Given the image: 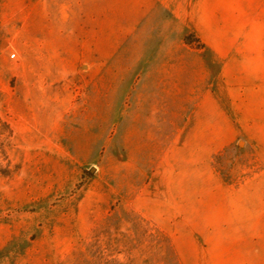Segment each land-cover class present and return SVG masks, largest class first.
Returning <instances> with one entry per match:
<instances>
[{
  "label": "rangeland",
  "instance_id": "374dc122",
  "mask_svg": "<svg viewBox=\"0 0 264 264\" xmlns=\"http://www.w3.org/2000/svg\"><path fill=\"white\" fill-rule=\"evenodd\" d=\"M104 43L88 0H0V264H264V114H197L174 147L191 114L138 108Z\"/></svg>",
  "mask_w": 264,
  "mask_h": 264
},
{
  "label": "crops",
  "instance_id": "0c3cea01",
  "mask_svg": "<svg viewBox=\"0 0 264 264\" xmlns=\"http://www.w3.org/2000/svg\"><path fill=\"white\" fill-rule=\"evenodd\" d=\"M88 19L96 53L102 37L106 51L115 44L122 55H136L138 108L191 114L174 147L197 114H220L221 124L225 114L238 115L239 133L251 129L253 114H264V0H88ZM218 149L216 142L211 150Z\"/></svg>",
  "mask_w": 264,
  "mask_h": 264
},
{
  "label": "trees",
  "instance_id": "16d2710c",
  "mask_svg": "<svg viewBox=\"0 0 264 264\" xmlns=\"http://www.w3.org/2000/svg\"><path fill=\"white\" fill-rule=\"evenodd\" d=\"M0 173L8 175V169L3 166V162L8 158L7 147L10 146L14 138V130L11 124L0 114Z\"/></svg>",
  "mask_w": 264,
  "mask_h": 264
},
{
  "label": "built area",
  "instance_id": "2783aa9c",
  "mask_svg": "<svg viewBox=\"0 0 264 264\" xmlns=\"http://www.w3.org/2000/svg\"><path fill=\"white\" fill-rule=\"evenodd\" d=\"M16 56H17V54H16V53L12 54V57H13V58H16Z\"/></svg>",
  "mask_w": 264,
  "mask_h": 264
}]
</instances>
